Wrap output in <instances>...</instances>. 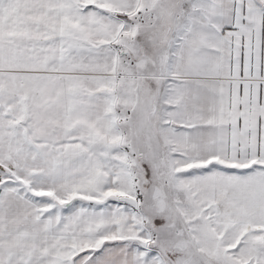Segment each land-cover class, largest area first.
Returning a JSON list of instances; mask_svg holds the SVG:
<instances>
[{
	"label": "snow or ice",
	"instance_id": "obj_1",
	"mask_svg": "<svg viewBox=\"0 0 264 264\" xmlns=\"http://www.w3.org/2000/svg\"><path fill=\"white\" fill-rule=\"evenodd\" d=\"M0 264H264V0H0Z\"/></svg>",
	"mask_w": 264,
	"mask_h": 264
}]
</instances>
